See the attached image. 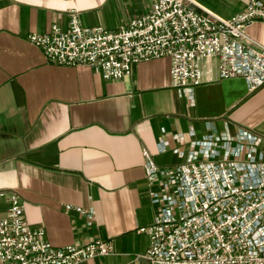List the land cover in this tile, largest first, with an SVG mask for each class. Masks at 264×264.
<instances>
[{
    "label": "crops",
    "instance_id": "0c3cea01",
    "mask_svg": "<svg viewBox=\"0 0 264 264\" xmlns=\"http://www.w3.org/2000/svg\"><path fill=\"white\" fill-rule=\"evenodd\" d=\"M153 1L0 0V218L15 192L25 220L54 246L112 242L111 254L77 264H150L141 228L153 223L157 205L143 150L166 172L187 160L186 144L205 138L211 123L219 135L245 129L261 136L264 152V84L250 90L244 78H220L216 58L203 62L211 80L191 93L173 86L168 56L108 80L88 65L54 64L28 40L52 24L67 29L72 11L85 26L114 30ZM193 1L222 18L244 10L241 0ZM247 32L264 44V21ZM66 204L94 209L95 220Z\"/></svg>",
    "mask_w": 264,
    "mask_h": 264
},
{
    "label": "built area",
    "instance_id": "2783aa9c",
    "mask_svg": "<svg viewBox=\"0 0 264 264\" xmlns=\"http://www.w3.org/2000/svg\"><path fill=\"white\" fill-rule=\"evenodd\" d=\"M241 1L244 10L222 18L193 0H154L147 12L114 30L85 26L72 11L67 29L52 24L28 40L50 62L88 65L108 80L128 76L134 63L168 56L173 86L191 93L211 80L203 62L216 58L220 78H244L255 90L264 84V44L247 28L264 21V0ZM208 126L205 138L186 144L187 160L166 172L143 150L148 193L157 205L153 223L141 228L150 239L143 254L150 264H264L263 138L245 129L219 135ZM166 143L159 142L160 151ZM8 201L0 218V264H77L113 252L112 242L101 239L54 246L44 229L25 220L17 193L10 192ZM65 208L89 222L96 218L92 208Z\"/></svg>",
    "mask_w": 264,
    "mask_h": 264
}]
</instances>
